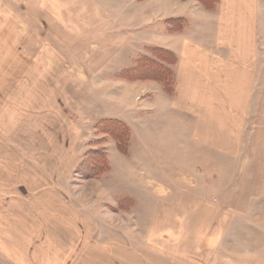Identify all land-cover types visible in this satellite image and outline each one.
<instances>
[{
	"label": "rangeland",
	"instance_id": "374dc122",
	"mask_svg": "<svg viewBox=\"0 0 264 264\" xmlns=\"http://www.w3.org/2000/svg\"><path fill=\"white\" fill-rule=\"evenodd\" d=\"M68 1L71 0H0V20L12 23V51L27 57L21 61L14 56L12 67L36 66L38 61L34 57L46 51L49 38L58 37L60 31H65L42 26L52 20L57 26V14H52L51 4L61 2L63 11L59 6L56 9L68 19L67 7L73 6ZM81 1L76 0L73 7L79 9L84 4V0ZM85 1V6H90L92 11L104 12L103 15L109 18L112 15L115 21L116 9L120 7L121 11V6L130 0ZM133 1L140 5L137 6L139 10H134V16L150 14L151 11L145 9L149 0ZM122 16L129 17L130 12L125 11L124 15L122 12ZM257 20H260V12ZM97 22L94 21V31L99 30L100 23ZM0 25L2 37L6 31L3 24ZM163 30L166 31L165 25L145 27L141 32L150 44L161 46L165 44L164 40L166 46H173V41L167 37L165 40ZM109 32L112 34L108 35L114 36L115 28H110ZM88 37L87 33H82L70 35L66 40L75 46V52H81L87 48L84 49L83 42ZM146 48L141 47L143 52L137 54L131 65L120 63L118 66L122 69L132 67L138 57L147 54ZM256 58L244 61L245 66L235 63L237 84L225 93L232 102L220 106L219 126L214 123L208 129L204 125L205 134L213 128L212 135L219 138V153L206 142L202 149L199 141L195 147L191 139L195 125L191 119L176 112L172 113L173 118L169 116L168 102L176 96L177 65L174 67L173 95L167 94L158 82L127 81L117 78L119 72H116L107 76L108 79L130 84L116 87V82H109L107 93L93 91L91 97H87L85 102L88 100L89 103L90 98L95 118H119L131 126L128 105L135 104L133 117L136 122L133 130L130 128L131 142L126 155L119 152L115 141L96 133L97 123L89 133L87 143L88 133L78 128L76 146L80 149L75 156L74 169L56 173L64 180L67 192L75 195L77 201L82 200V204L80 201L76 204L77 212L95 228L88 236L90 241L83 238L86 241L82 240L77 248L76 263H92L91 256L96 259L99 256L102 260L107 259V263L119 264H256L264 257V77L260 74L259 52ZM82 61L74 62L78 66ZM91 61L98 62L97 59ZM41 62L39 60L38 64ZM109 65L113 68L115 60ZM224 78L230 80L231 75L225 74ZM93 80H99V77L94 76ZM240 82H246L244 88L247 91H239ZM209 99L215 102V93H209ZM153 103L156 111H147ZM77 110L79 119L82 121L87 117V121L83 106ZM216 129H219V136H216ZM166 132L175 139H164ZM103 138L105 142L100 141ZM181 144L182 149L179 148ZM94 149L105 151L109 170L98 178L87 180L81 177L79 168L86 153ZM84 208L86 213L81 211ZM13 238L19 241L21 237ZM5 239L6 236L0 235V244L6 249L2 244ZM4 248L0 247V264L19 263L9 257Z\"/></svg>",
	"mask_w": 264,
	"mask_h": 264
},
{
	"label": "crops",
	"instance_id": "0c3cea01",
	"mask_svg": "<svg viewBox=\"0 0 264 264\" xmlns=\"http://www.w3.org/2000/svg\"><path fill=\"white\" fill-rule=\"evenodd\" d=\"M85 2L77 9L73 7L76 0L68 1L73 3L67 7L68 19L61 15V2L51 4L52 14H57V26L53 20L42 26L65 31L49 38L46 51L34 57L42 62L31 68L28 64L11 66L14 56L21 61L27 57L12 51V23L0 20L6 31L5 36L0 37V235L6 236L2 243L6 249L1 244L0 247L7 250L9 257L19 260L16 264H119L107 263V259L91 255L92 263H76L77 248L82 240L86 241L83 238L90 241L88 236L95 228L77 212L76 204L79 201L82 204V200L77 201L75 195H70L64 180L56 174L74 169L75 156L80 149L76 146L78 128L88 133L87 143L96 123L102 119H119L95 118L90 98L89 103L85 102L93 91L107 93L109 82H116V87L130 84L108 79L107 76L124 70L118 64L131 65L137 54L143 52L141 47L158 46L174 52L178 57L176 96L169 100L167 112L172 118V113L176 112L191 119L195 131L191 137L193 141L190 140L195 147L199 141L202 149L206 142L211 148L215 147L217 153L219 138L212 135L213 128L205 134L204 125L208 129L214 123L218 125L220 106L232 102L225 93L237 84L235 63L245 66L243 62L256 60L259 52L260 74L264 77V0H220L214 11L205 10L196 0H149L145 9L151 12L142 17L134 16V10H139L137 6L140 5L130 0L121 6L123 11L120 7L116 9L115 21L112 15L109 18L104 12L92 11ZM125 11L130 12L129 17L122 16ZM175 18L185 19L190 26L182 32L170 33L166 21ZM94 21L100 23L97 22L98 31H94ZM160 25H165L166 31L162 34L165 40L167 37L173 41V46H166L164 40L161 46L146 42L141 30ZM110 28H115L114 36L108 35ZM82 33L89 36L83 42L84 49L87 48L75 52V46L66 38ZM80 59L83 63L77 66L74 61ZM91 59L98 62L92 63ZM112 60H115L113 68L109 65ZM225 74L231 75V79H225ZM94 76L99 80H93ZM245 83H239V91H247ZM209 93H215V102L209 99ZM81 105L87 121V117L81 121L76 114ZM135 106L128 105L127 115L132 116V126L122 121L132 130L136 122ZM148 108L147 111L152 112L157 109L154 103ZM137 113L141 115V111ZM216 130L219 136V129ZM164 139L174 140L175 137L166 132ZM81 211L87 212L85 208ZM15 236L21 237L20 240L14 239ZM256 264H264V257Z\"/></svg>",
	"mask_w": 264,
	"mask_h": 264
},
{
	"label": "trees",
	"instance_id": "16d2710c",
	"mask_svg": "<svg viewBox=\"0 0 264 264\" xmlns=\"http://www.w3.org/2000/svg\"><path fill=\"white\" fill-rule=\"evenodd\" d=\"M207 11L217 9L220 0H197ZM170 33L182 32L187 27L183 18H175L166 21ZM147 54L138 57L132 67L126 68L117 74V78L127 81H155L163 86L167 94L175 92V70L178 63L177 55L165 48L150 46L146 48ZM95 131L115 141L119 152L127 154L131 142L130 127L116 119H102ZM105 138L100 141L105 142ZM92 143H95L92 142ZM109 170L107 154L104 150H90L86 153L85 160L79 168L82 178L90 180L100 177Z\"/></svg>",
	"mask_w": 264,
	"mask_h": 264
}]
</instances>
